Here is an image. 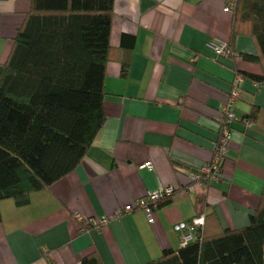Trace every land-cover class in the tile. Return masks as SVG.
I'll return each mask as SVG.
<instances>
[{"label":"crops","instance_id":"1","mask_svg":"<svg viewBox=\"0 0 264 264\" xmlns=\"http://www.w3.org/2000/svg\"><path fill=\"white\" fill-rule=\"evenodd\" d=\"M225 2L114 0L105 124L71 174L32 194L24 207L0 202V264H79L94 252L103 264H148L181 247L174 227L202 212L203 196L222 229L248 225L264 193V85L242 79L222 180H189L212 160L235 77L264 75L261 65L242 58L256 55L248 36L235 39L228 58L209 48L230 38ZM29 10L30 0H0V71ZM126 36L133 39L129 50L122 47ZM253 108L257 118L247 127ZM147 162L151 169L142 167ZM163 187L174 194L152 224L139 210L117 216ZM104 217L101 228L86 226Z\"/></svg>","mask_w":264,"mask_h":264},{"label":"trees","instance_id":"2","mask_svg":"<svg viewBox=\"0 0 264 264\" xmlns=\"http://www.w3.org/2000/svg\"><path fill=\"white\" fill-rule=\"evenodd\" d=\"M113 8L114 0H30L0 71V202L24 207L32 194L71 174L104 126ZM232 18L230 51L238 36H248L256 55L242 58L264 69V0H237ZM123 39L129 50L133 39ZM127 67L124 62L123 77ZM242 79L264 85V75ZM257 113L253 108L246 122ZM197 203L204 216L197 240L148 264H264V193L248 225L238 230L222 229L205 211L204 196ZM79 264L103 262L94 252Z\"/></svg>","mask_w":264,"mask_h":264},{"label":"built area","instance_id":"3","mask_svg":"<svg viewBox=\"0 0 264 264\" xmlns=\"http://www.w3.org/2000/svg\"><path fill=\"white\" fill-rule=\"evenodd\" d=\"M237 0H226L225 11L232 13L235 9ZM209 48L218 57L228 58L233 55L230 51L227 43L225 42H211L208 44ZM241 84L242 77L236 76L231 84L228 98L221 110V116L217 120L219 126V137L216 142L215 149L213 151V157L211 162L202 167L196 172L189 174V180L192 184H202L205 180L209 181H221L222 180V164L226 158L230 142H231V126L233 123L238 121V117L235 112L236 103L240 100L241 96ZM246 126L249 127L251 123L245 122ZM142 167L151 169L152 166L149 162L145 163ZM174 194V189L159 188L156 191L148 192L136 201L133 205H128L122 210L117 212V216L122 214H130L135 210L141 211L147 222L152 224L154 222V215L159 210L160 203L171 197ZM74 220L81 223L82 217L79 214H74ZM108 222V218L104 217L101 219L90 218L87 220V227L93 229H99ZM204 225V216L197 214L188 223H179L174 227V230L178 233L181 246H184L190 242L197 240V234Z\"/></svg>","mask_w":264,"mask_h":264}]
</instances>
